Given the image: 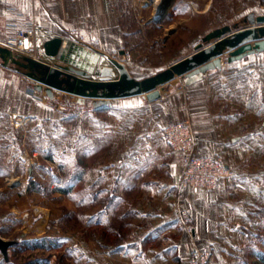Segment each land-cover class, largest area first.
Returning <instances> with one entry per match:
<instances>
[{"label": "crops", "instance_id": "0c3cea01", "mask_svg": "<svg viewBox=\"0 0 264 264\" xmlns=\"http://www.w3.org/2000/svg\"><path fill=\"white\" fill-rule=\"evenodd\" d=\"M202 1L205 6L198 9L199 0H174L157 22L152 20L155 7L148 13L145 10L146 0H0V44L12 38L8 24L17 22L33 26L40 38L69 39L72 29L91 34L100 41L102 53L141 51L146 42L150 44L146 32L151 28L163 29L160 38L166 46L177 40L182 26L200 27L197 43L209 31L250 12L264 14L256 0L255 10L241 18L210 28L206 22L196 27L192 19L207 16L209 0ZM247 25L242 22L240 27ZM194 44L171 61L120 62L134 78L142 79L147 76L140 75V66H150L149 71L164 69L190 54ZM37 84L28 69L4 62L0 55V143L14 140L10 113L30 116L26 124L32 134H39L33 139L40 140L39 146L47 126L55 133L69 128L74 145L66 160L75 170L72 183L87 177L101 188L102 196L116 197L92 217L106 228L116 219L120 222V243L114 252L105 250L106 257L122 254L123 264H186L195 245L211 250L208 264H252L247 256L258 247L254 230L264 226V50L233 61L223 53L220 68L176 76L163 84L165 89L159 86L160 97L153 101L143 94L120 96L98 106L93 101L90 109L67 112L61 109L62 103L53 101L55 97L46 95L43 88L38 90ZM185 117L193 121L197 152L220 157L228 170L213 189L180 186L181 157L167 144L162 129ZM47 138L51 142V136ZM31 175L43 179L35 166ZM179 202L188 211L191 232L179 217ZM17 207L22 214L31 211ZM13 208L16 211V204Z\"/></svg>", "mask_w": 264, "mask_h": 264}, {"label": "rangeland", "instance_id": "374dc122", "mask_svg": "<svg viewBox=\"0 0 264 264\" xmlns=\"http://www.w3.org/2000/svg\"><path fill=\"white\" fill-rule=\"evenodd\" d=\"M146 1L149 3L148 8H145L148 13L154 4L152 0ZM260 2V9L264 10V0H260ZM256 5V0H209L207 16H195L192 22L196 27H202L206 22L209 23L210 28L224 20L241 18L248 11L255 10ZM204 6L205 3L202 0L196 2L198 9H202ZM198 30L202 29L200 27L187 29L182 26L177 40H170L166 46H163L160 38L163 35V29L151 28L150 31L146 32L150 44L146 42L141 51L124 49L123 53H120L119 50L108 51V53L104 51L102 53L93 49L82 50L74 47L73 43L70 44L67 40L60 38L56 51L53 53L47 51L44 43L43 51L35 49L31 53L32 56L18 52H15V55L21 58L38 59L40 63L86 79L107 80L119 77V71L111 59L116 61H171L184 54L188 48H192L191 46L200 37ZM49 40H52V38L45 42ZM140 68L143 69L140 73L141 76H150L157 70H162L153 67L151 68L152 71H149L150 66L146 69L143 66H140ZM104 71L110 72L109 75L111 76L109 78L103 77ZM42 85L43 91L47 95L45 90L47 85L45 83H42ZM165 87L167 86H160L162 89H165ZM34 90L36 89H33L32 92L37 93V90ZM52 91L53 97H55L53 101L62 103L61 109L67 112L93 107L92 104L95 98L89 97L88 94L70 93L54 87H52ZM67 112L63 113L66 114ZM185 118H188L193 124L190 117ZM28 122L15 125L8 115L10 132L12 134L11 128H15L16 133L14 140L0 143V236L5 239L19 241L16 245L9 246L5 258L0 251V264H123L122 254L115 253L111 257H106L103 253L110 248L104 247L99 241L100 239L105 241V244L107 243L106 245L113 249L118 248L120 243L117 232L119 220H114L110 223L111 226L106 228L103 227V224H96L95 219H92L99 207L116 199V197L108 194L102 196L101 188L93 185V181L87 179V177L75 184L70 193L58 191L55 188L60 185V182H56L57 177L71 181V175L75 172L68 162L69 160H66L67 157L70 158L71 147L74 145L71 144L69 128L65 132L55 133L54 128L47 126L46 131L47 135L51 136V142L44 134L46 138L42 136L41 141L44 143H40L39 146L36 143L40 140H33L35 137H39V134L37 135V131L32 134L31 127L26 124ZM62 152L69 154L66 155ZM24 153H29V156L27 154L28 158H24ZM33 153H38V155L33 157ZM47 153L51 154L52 157L48 158ZM32 160L39 163V166H35L43 176V179L39 181L31 175V170L34 167V164H31ZM49 163L54 165L55 171L49 170ZM80 171L78 170V172ZM32 177L40 182L37 188H32L31 185L28 186ZM54 182L58 184L55 185ZM29 198L28 203L26 200ZM14 204H16V211L13 210ZM40 204L45 206L44 210L40 209L41 212H39L40 210L36 211ZM179 204L182 207L180 202ZM18 205L29 208L31 211H24L23 214L19 213L17 212ZM108 229H111V234L108 239L106 237L104 239L103 234H109L107 233ZM115 231L117 234L114 233ZM254 233L258 247L254 252L252 250L248 253L247 259L252 264H264V261L258 256V253H264V226L255 227ZM45 237L52 240L49 245L42 242ZM33 239L38 240L39 243L36 245Z\"/></svg>", "mask_w": 264, "mask_h": 264}, {"label": "water", "instance_id": "95a60500", "mask_svg": "<svg viewBox=\"0 0 264 264\" xmlns=\"http://www.w3.org/2000/svg\"><path fill=\"white\" fill-rule=\"evenodd\" d=\"M151 1V0H150ZM174 0H169L155 11L152 20L160 22L166 16ZM242 22L249 25L240 27ZM60 38L45 42L47 51L55 52ZM264 50V14L250 12L241 20L217 27L206 33L201 41L194 44L193 51L183 56L166 68L142 79L134 78L124 63L111 59L119 71V77L107 80H90L65 70L40 63L34 58L14 55L10 48L0 44V55L4 62L8 60L28 69V73L39 83L37 89L47 85L46 93L53 96L52 87L70 93L88 94L94 97V104L100 105L105 99L120 96L143 94L149 101L160 97L159 86L176 76H191L199 72L221 67V54H226L228 61L238 60L249 53ZM122 52V51H121ZM16 242L0 236V251L7 256L9 246Z\"/></svg>", "mask_w": 264, "mask_h": 264}, {"label": "built area", "instance_id": "2783aa9c", "mask_svg": "<svg viewBox=\"0 0 264 264\" xmlns=\"http://www.w3.org/2000/svg\"><path fill=\"white\" fill-rule=\"evenodd\" d=\"M8 28L13 31L12 38L2 45L11 49L12 53L18 52L32 56L35 49L43 51L44 43L48 38H40L33 26L22 27L17 22L8 24ZM63 40V39H62ZM73 43L74 47L93 49L103 52L100 49V41L93 35L80 34L76 29L71 30V38L64 39ZM37 61H40L36 59ZM36 91V90H34ZM11 122L15 125H21L30 120V116L20 113L9 114ZM163 136L167 144L181 157L180 186L189 185L191 187L209 190L216 185L217 179L228 173L220 157L213 155H202L196 149V134L188 118H184L175 123L168 124L162 129ZM38 153H33L36 157ZM34 166H39L37 161L32 160ZM50 171H55L53 164L49 163ZM15 183V182H14ZM55 185L58 183L54 182ZM30 186V183H28ZM179 217L184 223L186 230L191 232L189 225L188 211L182 207L178 210ZM212 257V252L207 248L192 246L189 250L186 264H208Z\"/></svg>", "mask_w": 264, "mask_h": 264}, {"label": "trees", "instance_id": "16d2710c", "mask_svg": "<svg viewBox=\"0 0 264 264\" xmlns=\"http://www.w3.org/2000/svg\"><path fill=\"white\" fill-rule=\"evenodd\" d=\"M48 158H51L52 157V155L51 154H49V153H47V155H46ZM57 180L60 182V185H58L57 187H55V188H57V190L58 191H60V192H64V193H70V191L73 189V186H74V184L72 183V179H71V181L68 179H63V178H61V177H57ZM40 182H38V181H36L33 177L30 179V185H31V187L32 188H34V187H36L37 188V186H38V184H39ZM117 234V233H116ZM109 235L110 234H103V238L105 239V237L108 239L109 238ZM27 241V240H26ZM33 241H35L34 239H33ZM51 239L50 238H48V237H45L43 240H42V242H44L45 243V245H49L50 243H51ZM100 241V243H102L103 244V246L104 247H106V248H110V249H108V250H110L111 252H114L115 250H117V248H112V247H110L109 245H106L105 244V241H102L101 239L99 240ZM19 241L18 240H16V242L13 244V245H16L17 243H18ZM39 243V241L38 240H36L35 241V244L37 245ZM108 246V247H107ZM112 248V249H111ZM258 256H260V259L261 260H263L264 261V253H262V254H259L258 253ZM5 258V257H4Z\"/></svg>", "mask_w": 264, "mask_h": 264}, {"label": "bare ground", "instance_id": "6f19581e", "mask_svg": "<svg viewBox=\"0 0 264 264\" xmlns=\"http://www.w3.org/2000/svg\"><path fill=\"white\" fill-rule=\"evenodd\" d=\"M153 1V4H154V7H155V11L158 10L159 8L163 7L169 0H152ZM110 72H107V71H104L103 73V77L105 78H109V75ZM162 89V88H161ZM46 216V215H45ZM42 219V218H41ZM38 224V223H36ZM35 226V224H34ZM42 226V225H41Z\"/></svg>", "mask_w": 264, "mask_h": 264}]
</instances>
